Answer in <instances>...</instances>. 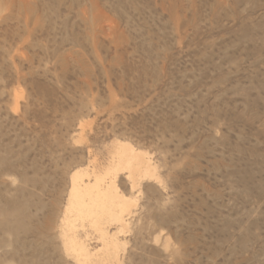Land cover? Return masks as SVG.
<instances>
[{"label": "rangeland", "instance_id": "obj_1", "mask_svg": "<svg viewBox=\"0 0 264 264\" xmlns=\"http://www.w3.org/2000/svg\"><path fill=\"white\" fill-rule=\"evenodd\" d=\"M85 168L132 200L117 264H264V0H0V264H76Z\"/></svg>", "mask_w": 264, "mask_h": 264}, {"label": "bare ground", "instance_id": "obj_2", "mask_svg": "<svg viewBox=\"0 0 264 264\" xmlns=\"http://www.w3.org/2000/svg\"><path fill=\"white\" fill-rule=\"evenodd\" d=\"M113 149L116 155L114 172L124 171L127 173L131 191L136 189L138 181L142 178L156 179L155 169L146 153L123 142L113 143ZM115 175L117 176V174ZM91 177L92 179H90ZM70 181V200L67 210H65V217H63L64 230L61 233L65 253L73 260L75 259L76 264H101L103 261L106 262L103 257L99 258V254H95V249L90 248V245L81 240L74 231L78 227L87 226V228L89 227L98 234L107 253L113 255L110 261L116 264L119 263L120 258L117 251L120 244L119 237L116 234L128 229V220L125 217L130 213L132 200L118 191L113 178L106 183L104 178L94 172H89L87 168L83 171L73 172ZM105 224L114 226L116 232L109 231Z\"/></svg>", "mask_w": 264, "mask_h": 264}]
</instances>
